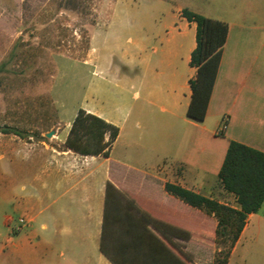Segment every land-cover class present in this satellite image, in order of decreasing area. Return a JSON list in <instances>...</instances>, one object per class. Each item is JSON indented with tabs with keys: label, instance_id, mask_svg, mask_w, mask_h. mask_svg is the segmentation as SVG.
<instances>
[{
	"label": "crops",
	"instance_id": "1",
	"mask_svg": "<svg viewBox=\"0 0 264 264\" xmlns=\"http://www.w3.org/2000/svg\"><path fill=\"white\" fill-rule=\"evenodd\" d=\"M183 9L200 13L178 0H113L110 10L99 9L80 61L90 76L78 109L62 120L56 106L57 121L41 139L0 136V212L8 227L0 264H144L148 251L134 250L133 229L141 249L159 248L162 261L181 259L197 241L212 243L215 219L165 185L237 207L217 175L230 141L264 153V0H222L220 17L200 13L228 26L201 123L187 117L196 25ZM79 109L118 129L107 157L63 148ZM223 119L227 129L217 136ZM8 213L17 215L13 227ZM257 213L227 264L245 261L243 237ZM206 248L212 259L215 247Z\"/></svg>",
	"mask_w": 264,
	"mask_h": 264
},
{
	"label": "rangeland",
	"instance_id": "2",
	"mask_svg": "<svg viewBox=\"0 0 264 264\" xmlns=\"http://www.w3.org/2000/svg\"><path fill=\"white\" fill-rule=\"evenodd\" d=\"M209 17H220L222 0H178ZM113 0H0V136L11 129L21 139H41L57 121L55 107L66 120L78 109L90 70L80 61L89 49L99 9ZM198 13V14H200ZM200 14V15H202ZM7 138L15 135L5 134ZM229 204H234L229 201ZM0 212V242L8 227ZM14 219L17 215L8 213ZM187 264H213L206 246L197 241ZM264 264V203L243 237L245 261ZM184 247V245H182ZM215 251V252H216Z\"/></svg>",
	"mask_w": 264,
	"mask_h": 264
},
{
	"label": "trees",
	"instance_id": "3",
	"mask_svg": "<svg viewBox=\"0 0 264 264\" xmlns=\"http://www.w3.org/2000/svg\"><path fill=\"white\" fill-rule=\"evenodd\" d=\"M181 15L189 23L196 25V47L190 57V66L196 69V76L189 82L191 101L187 117L201 123L205 120L217 78L228 26L220 20L204 17L189 9H183ZM1 133L18 135L11 129H3ZM106 135L108 140H105ZM117 136L118 129L115 126L79 109L63 148L83 156L107 157L109 148ZM217 177L223 190L234 196L236 208L170 184L165 185V191L215 219L216 227L212 242L216 245L217 251L213 264H227L231 251L245 227L247 217L256 214L264 202V153L230 141ZM133 231L134 250L138 253L148 251L144 264H187L188 260L184 254L181 255V259L172 257L162 261L159 248L149 247L142 250L144 239L134 229ZM101 250L107 255L102 245ZM111 261L113 264H122L112 258Z\"/></svg>",
	"mask_w": 264,
	"mask_h": 264
},
{
	"label": "built area",
	"instance_id": "4",
	"mask_svg": "<svg viewBox=\"0 0 264 264\" xmlns=\"http://www.w3.org/2000/svg\"><path fill=\"white\" fill-rule=\"evenodd\" d=\"M226 129H227L226 119H223L219 128L216 131V135L222 136L225 133Z\"/></svg>",
	"mask_w": 264,
	"mask_h": 264
},
{
	"label": "water",
	"instance_id": "5",
	"mask_svg": "<svg viewBox=\"0 0 264 264\" xmlns=\"http://www.w3.org/2000/svg\"><path fill=\"white\" fill-rule=\"evenodd\" d=\"M53 134H54V132L51 131V132H49V133L46 134V137H47V138H50Z\"/></svg>",
	"mask_w": 264,
	"mask_h": 264
}]
</instances>
